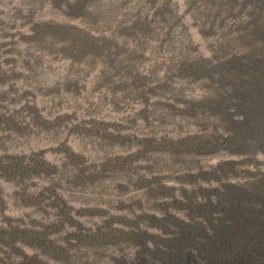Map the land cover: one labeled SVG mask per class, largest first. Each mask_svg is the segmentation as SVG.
<instances>
[{
    "label": "rangeland",
    "instance_id": "1",
    "mask_svg": "<svg viewBox=\"0 0 264 264\" xmlns=\"http://www.w3.org/2000/svg\"><path fill=\"white\" fill-rule=\"evenodd\" d=\"M0 62V90L27 126L7 152L45 163L25 189L0 179L6 215L57 225L54 248L19 242L11 261L114 264L139 245L79 242V225L145 230L153 245L174 232L149 217L191 220L177 204L190 193L264 192V0H0ZM61 249L68 258L51 255Z\"/></svg>",
    "mask_w": 264,
    "mask_h": 264
},
{
    "label": "trees",
    "instance_id": "2",
    "mask_svg": "<svg viewBox=\"0 0 264 264\" xmlns=\"http://www.w3.org/2000/svg\"><path fill=\"white\" fill-rule=\"evenodd\" d=\"M229 65L246 72L247 65L239 62H231ZM7 77L8 74L0 62V86L5 83ZM248 86L253 88L251 83ZM256 88L257 91L261 90ZM246 99L247 104L241 102V105L254 112V106L260 105L259 102L255 103L249 93ZM12 100L14 98H11L7 91L0 90V179L13 181L18 183L21 189H25L29 173L43 168L45 163L35 160L34 165L30 166L26 163L24 155L7 152V139L12 134L23 132L27 127L21 120V111L9 109L7 103ZM228 101L227 97H222L218 106H226ZM232 143L239 147L246 144L240 137L234 138ZM205 145L212 146V143L209 141ZM201 193H209V190L202 189ZM191 194L185 202H177L186 207L191 220L184 221L174 215L149 217L148 223L174 232L167 238L155 235L153 245L148 244L149 235L145 230L123 232L111 226L105 230L98 228L95 232H85L79 225L80 232L75 238L79 242L98 245L120 239L139 245L133 258L123 255L118 257L114 264H264L263 191L225 184L217 190L216 200L213 202L209 199L199 202ZM6 209L7 200L4 187L0 183V264H46L35 254L19 260L11 259L20 253L17 246L19 242L37 244L45 249L54 248L53 241L47 240L46 235L48 230L56 228L57 225L48 226L43 230L27 228L22 226L23 218L6 215ZM51 255L59 259L68 258L65 249L59 252L54 250Z\"/></svg>",
    "mask_w": 264,
    "mask_h": 264
}]
</instances>
